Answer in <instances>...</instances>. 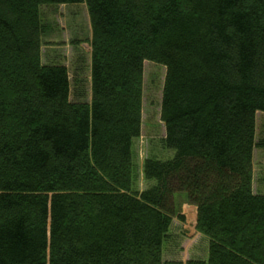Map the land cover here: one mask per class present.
Masks as SVG:
<instances>
[{"label":"trees","instance_id":"obj_1","mask_svg":"<svg viewBox=\"0 0 264 264\" xmlns=\"http://www.w3.org/2000/svg\"><path fill=\"white\" fill-rule=\"evenodd\" d=\"M84 4L90 100L43 63L41 8ZM165 68L163 149L133 188L143 63ZM264 113V0H0V264H163L196 208L205 264H264V192L253 188Z\"/></svg>","mask_w":264,"mask_h":264},{"label":"rangeland","instance_id":"obj_2","mask_svg":"<svg viewBox=\"0 0 264 264\" xmlns=\"http://www.w3.org/2000/svg\"><path fill=\"white\" fill-rule=\"evenodd\" d=\"M41 20L44 26L41 57L43 63L59 62L64 65L70 78L77 77L84 85L82 102L90 100V38L91 28L84 4L43 7ZM165 68L151 62L143 63V99L141 132L133 141V159L136 168L133 188L143 191L152 185L142 176V164L149 156L159 160L171 159L173 151L162 148L160 141L165 129L160 120V103ZM255 142L264 143V113L255 114ZM253 188L264 192V148L253 151ZM184 195H176L173 202L177 217L172 219L171 232L162 252L163 264H205L207 242L194 228V206L188 204ZM191 207V208H190ZM204 258V259H203ZM197 260V261H196ZM194 261V262H192Z\"/></svg>","mask_w":264,"mask_h":264},{"label":"crops","instance_id":"obj_3","mask_svg":"<svg viewBox=\"0 0 264 264\" xmlns=\"http://www.w3.org/2000/svg\"><path fill=\"white\" fill-rule=\"evenodd\" d=\"M191 208V207H190ZM192 210L194 211V228H195V224H196V208L194 207V208H192ZM200 235V234H199ZM201 236V235H200ZM202 237V236H201ZM203 238V237H202ZM205 240V239H204ZM204 259V258H203ZM197 261V260H196ZM203 261H205V260H203ZM192 262H194V261H192Z\"/></svg>","mask_w":264,"mask_h":264}]
</instances>
